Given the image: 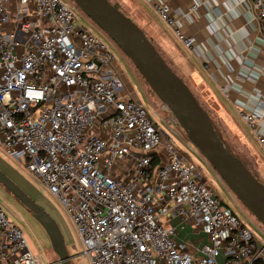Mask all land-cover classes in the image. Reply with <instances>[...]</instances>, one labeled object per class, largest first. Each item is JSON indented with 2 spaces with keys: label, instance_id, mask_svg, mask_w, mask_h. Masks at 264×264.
I'll use <instances>...</instances> for the list:
<instances>
[{
  "label": "built area",
  "instance_id": "obj_1",
  "mask_svg": "<svg viewBox=\"0 0 264 264\" xmlns=\"http://www.w3.org/2000/svg\"><path fill=\"white\" fill-rule=\"evenodd\" d=\"M251 2L264 34V0ZM155 8L191 47L172 7ZM78 11L73 0H0V147L24 157L58 199L90 264H264V230L248 226L210 185L212 171L234 196L176 132L169 108L156 119L125 96L112 44ZM241 116L256 130L264 104ZM174 219L206 238L197 247L181 241ZM3 261L40 264L0 203Z\"/></svg>",
  "mask_w": 264,
  "mask_h": 264
},
{
  "label": "crops",
  "instance_id": "obj_2",
  "mask_svg": "<svg viewBox=\"0 0 264 264\" xmlns=\"http://www.w3.org/2000/svg\"><path fill=\"white\" fill-rule=\"evenodd\" d=\"M160 1L172 7L179 26L193 40L191 47L178 40L173 29L160 19L155 8ZM110 2L143 29L162 57L220 121L226 133L234 137L264 181V148L257 136L264 134V116L256 130L241 116L242 112H251L264 104V34L251 0ZM193 5L197 7L195 11H191ZM111 46L114 50V45ZM123 65L130 69L124 60ZM123 78L125 96L141 101L139 80ZM205 238V235L196 238L195 242L200 243ZM1 264L11 263L3 261Z\"/></svg>",
  "mask_w": 264,
  "mask_h": 264
},
{
  "label": "water",
  "instance_id": "obj_3",
  "mask_svg": "<svg viewBox=\"0 0 264 264\" xmlns=\"http://www.w3.org/2000/svg\"><path fill=\"white\" fill-rule=\"evenodd\" d=\"M82 10L131 59L150 88L169 108L189 140L240 201L264 225V183L219 137L209 113L186 81L172 69L143 29L110 0H74ZM0 183L44 227L60 264H73L56 219L0 169Z\"/></svg>",
  "mask_w": 264,
  "mask_h": 264
},
{
  "label": "rangeland",
  "instance_id": "obj_4",
  "mask_svg": "<svg viewBox=\"0 0 264 264\" xmlns=\"http://www.w3.org/2000/svg\"><path fill=\"white\" fill-rule=\"evenodd\" d=\"M78 15L80 22L92 23L97 29L98 33L105 40L114 45L115 60L118 65L121 64L120 67H122L123 69V77L126 76L127 79H129L130 81L135 80L134 78L139 80L141 88L143 90L140 91L142 97L141 102L147 107L153 117L161 120L162 118L167 117V110L163 108L162 101L157 97L153 90L149 88L150 86L139 73L137 68L134 66L131 59L116 45V43L104 31H102L96 24H94V22L89 17H87L82 10H80V12L78 11ZM123 60L130 67V69L128 67H124ZM137 91L139 92L138 89ZM174 128L182 138L189 140L187 134L180 125H174ZM226 141L228 142L229 146L233 147L234 150L241 157H246L248 160H250L245 151L241 149V146L235 142L233 136L230 135ZM189 143L195 150H197V148L191 141ZM178 145L181 147L180 144ZM25 163L26 159L24 157L18 159L17 157L10 154L7 149L0 147V169H2L33 200H35L39 205L45 208L56 219L62 230L68 251L72 257V263L90 264L88 259L81 254L82 248L80 244V239L74 231L73 227L71 226L67 216L65 215L60 202L53 194H51L46 189V187L36 177L32 176L30 172L27 171V169L25 168ZM207 175L210 185L220 194L223 199H225L228 205L233 208L235 212H238L239 215H241V218L248 226L254 228L257 225L258 227L264 230V225L240 201V199L235 195L233 191L232 194L234 195V198L232 197V195H229L228 192L222 187V185L217 180L212 171L207 173ZM0 203L8 209L11 219L22 228L32 251L40 259V264H60L58 262V255L54 251L51 241L44 227L19 201H17L5 190L1 183ZM250 219L252 220V222H250ZM172 224L177 226L180 234L179 238H181L185 243H188L190 245L195 242L196 238H200L205 235L203 232L200 231L197 233L196 228L194 226L186 224L180 219L172 220ZM199 244L200 243H196V247L199 246Z\"/></svg>",
  "mask_w": 264,
  "mask_h": 264
},
{
  "label": "trees",
  "instance_id": "obj_5",
  "mask_svg": "<svg viewBox=\"0 0 264 264\" xmlns=\"http://www.w3.org/2000/svg\"><path fill=\"white\" fill-rule=\"evenodd\" d=\"M116 7H118L119 9H120V7L118 6V5H116V4H114ZM122 10V9H121ZM124 12V11H123ZM170 65V64H169ZM171 66V65H170ZM173 69V68H172ZM174 70V69H173ZM175 71V70H174ZM150 88V87H149ZM196 95V94H195ZM196 97H197V95H196ZM198 98V97H197ZM200 101V100H199ZM200 103L203 105V107L207 110V112L209 113V115H210V118H211V121H212V123H213V125H214V127H215V129H216V131H217V133H218V135H219V137L226 143V145L228 146V148L230 149V151H232L236 156H238L242 161H243V163L246 165V167L256 176V178L257 179H259L261 182H263L261 179H260V177H259V175H258V173L256 172V170H255V167H254V165H253V162H252V160L250 159V160H248L246 157H241L235 150H234V148L233 147H231V146H229V144H228V142L226 141L227 139H228V137L230 136V135H228L227 133H226V131H225V129L222 127V125H221V123H220V121H218V119H216L214 116H212V114H211V112H210V109L208 108V107H206V105H204L201 101H200ZM223 128V129H222ZM264 183V182H263ZM3 186V185H2ZM4 187V186H3ZM5 188V187H4ZM5 190L11 195V196H13L17 201H19L14 195H12L6 188H5ZM20 202V201H19ZM21 203V202H20ZM22 204V203H21ZM31 214H32V212H31V210H29L24 204H22Z\"/></svg>",
  "mask_w": 264,
  "mask_h": 264
}]
</instances>
